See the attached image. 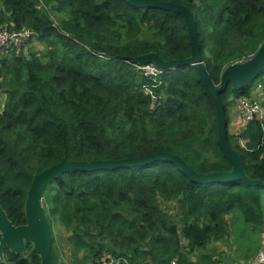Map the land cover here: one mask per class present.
I'll return each mask as SVG.
<instances>
[{
    "label": "trees",
    "instance_id": "trees-1",
    "mask_svg": "<svg viewBox=\"0 0 264 264\" xmlns=\"http://www.w3.org/2000/svg\"><path fill=\"white\" fill-rule=\"evenodd\" d=\"M163 1L193 11L202 59L217 87L226 66L249 59L264 43V0ZM0 27L32 31L20 47L0 51V92L6 94L0 203L15 225L27 223L34 175L64 157L119 160L167 152L200 173L232 171L197 67H159L151 75L133 61L150 52L168 61L190 57L181 13L131 0H0ZM36 41L42 51L32 46ZM259 84L264 91V70L243 88L230 83L221 99L228 138L246 174L264 181V119L230 131L231 107L242 96L254 97ZM42 202L54 264L64 253L71 264H205L213 262L214 243L227 241L232 219L264 234V184L198 182L170 160L66 171L46 186ZM54 223L64 228L66 249ZM32 247L27 243L20 254L6 247L0 264H41L40 256H27Z\"/></svg>",
    "mask_w": 264,
    "mask_h": 264
},
{
    "label": "water",
    "instance_id": "water-1",
    "mask_svg": "<svg viewBox=\"0 0 264 264\" xmlns=\"http://www.w3.org/2000/svg\"><path fill=\"white\" fill-rule=\"evenodd\" d=\"M137 6H156L181 13L190 37L192 55L186 59L165 60L157 52L142 54L133 58L136 63H155L160 68L194 65L197 67L200 78L207 94L215 105L218 118V136L221 149L231 162L233 169L230 172L200 173L195 171L180 156L173 153L158 152L137 158H124L119 160H92L75 161L64 157L60 162L45 168L34 175L28 190L25 202L27 223L15 225L8 217L7 212L0 203V256L6 247L18 254L25 251L27 243L33 247L27 254L28 257L40 256L41 264H54L52 258V230L49 217L42 202L43 193L55 177L71 170L115 169L126 166H136L156 160H170L187 174L192 180L198 182H230L244 180L248 184H264V181L251 179L245 172L243 160L228 138V119L221 93L232 83L235 88H243L255 81L264 70V43L249 59L235 62L225 67L221 75V84L215 86L213 79L205 67L201 54V40L195 15L189 6L163 0H131Z\"/></svg>",
    "mask_w": 264,
    "mask_h": 264
},
{
    "label": "rangeland",
    "instance_id": "rangeland-1",
    "mask_svg": "<svg viewBox=\"0 0 264 264\" xmlns=\"http://www.w3.org/2000/svg\"><path fill=\"white\" fill-rule=\"evenodd\" d=\"M32 46L37 51L43 50V44L41 42H35ZM257 83V82H256ZM258 95V94H257ZM256 98L258 96H255ZM262 99L261 96H259ZM6 100V94L0 92V110L3 109L4 102ZM262 103V102H261ZM232 110L234 109L235 113L241 115L240 108L237 104L233 105ZM243 118V117H242ZM244 120V119H243ZM229 216H232L229 215ZM232 219V218H230ZM231 224L230 234L225 243L219 242L214 243L213 249L210 252V258L212 263L205 264H254L256 263L257 252L264 250V234H260L258 231L247 228L240 223V219L233 221ZM53 230L57 235V239L60 242L59 245L61 249L66 246V236L64 228L59 224H53ZM243 235L240 238V235ZM60 249V250H61ZM66 249V248H65ZM65 251V250H64ZM62 254V253H61ZM65 254V255H64ZM60 256L59 264H71L72 258L69 253H64ZM204 264V263H201Z\"/></svg>",
    "mask_w": 264,
    "mask_h": 264
},
{
    "label": "built area",
    "instance_id": "built-area-1",
    "mask_svg": "<svg viewBox=\"0 0 264 264\" xmlns=\"http://www.w3.org/2000/svg\"><path fill=\"white\" fill-rule=\"evenodd\" d=\"M32 34L31 30L11 31L0 27V51H5L7 47H20L23 41ZM138 68L145 74L156 75L161 69L152 63L138 65ZM259 84V88H261ZM262 99L259 97H245L238 99V106L241 115L246 123L254 118L264 119V108ZM171 264H181L178 259H172ZM255 264H264V250H261L257 256Z\"/></svg>",
    "mask_w": 264,
    "mask_h": 264
},
{
    "label": "crops",
    "instance_id": "crops-1",
    "mask_svg": "<svg viewBox=\"0 0 264 264\" xmlns=\"http://www.w3.org/2000/svg\"><path fill=\"white\" fill-rule=\"evenodd\" d=\"M258 94V95H257ZM254 96H261L263 97L264 91L261 88H259V85L255 88L253 91ZM232 108V107H231ZM246 124V122L243 120L242 116L237 114V111L235 113L234 109H230V131L232 133L238 132L243 126Z\"/></svg>",
    "mask_w": 264,
    "mask_h": 264
}]
</instances>
